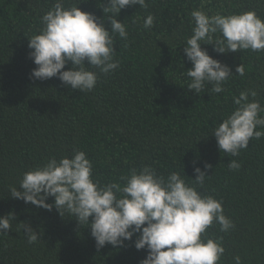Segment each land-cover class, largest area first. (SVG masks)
Wrapping results in <instances>:
<instances>
[{
	"label": "trees",
	"instance_id": "obj_1",
	"mask_svg": "<svg viewBox=\"0 0 264 264\" xmlns=\"http://www.w3.org/2000/svg\"><path fill=\"white\" fill-rule=\"evenodd\" d=\"M54 2L0 0V216L15 217L10 230L0 234V264H140L146 257V249L134 247L138 233L123 247L97 249L91 228L70 214L62 217L55 207L48 211L10 196V186L19 188L25 172L51 158H71L74 150L86 153L101 185L123 184L121 177L145 165L165 177L179 172L191 184L194 166L204 170L211 165L198 191L222 201L235 225L221 232L214 222L207 230L209 238H223L225 253L218 264H235L236 255L242 264H264V137L251 139L247 149L232 157L218 149L211 134L234 110L233 96L241 91H257L264 106V51L222 54L214 44H202L233 74L218 94L207 83L199 94L188 90L190 79L183 75L193 67L183 50L192 35V11L209 16L255 11L264 20V0H146L147 8L122 9L117 19L125 24L128 39L114 41L119 67L99 74L94 89L84 93L56 77L31 76L37 66L29 56L28 37L39 34L41 17ZM104 3L65 0V7L78 5L103 19ZM149 14L154 24L145 29ZM104 23L110 29L109 21ZM240 64L242 77L236 73ZM70 67L66 64L64 70ZM230 160L241 167L230 170ZM22 222L40 240L29 244Z\"/></svg>",
	"mask_w": 264,
	"mask_h": 264
},
{
	"label": "clouds",
	"instance_id": "obj_2",
	"mask_svg": "<svg viewBox=\"0 0 264 264\" xmlns=\"http://www.w3.org/2000/svg\"><path fill=\"white\" fill-rule=\"evenodd\" d=\"M132 6L148 7L146 0H106L101 19L82 11L78 5L65 7V0H55L41 17L39 34L28 37L32 50L29 56L37 66L31 76L39 80L56 77L72 90L91 92L99 74L107 75L119 67V61L114 59V41L117 37L126 41L128 32L117 17L122 9ZM191 17L192 35L183 46L193 65L183 73L190 79L187 88L199 94L207 83L212 85L211 93H221L223 85L233 76L231 68L212 58L201 45L214 44V50L222 54L262 52L264 20L255 11L209 16L194 10ZM154 19L149 14L143 27L151 28ZM104 20L109 21L110 29L105 27ZM69 63L70 69L64 70ZM236 73L245 75L243 64L236 67ZM257 95V91L245 89L233 96L234 110L211 128L221 152L237 157L242 149L248 148L251 139L264 137V131L256 130L264 128V116L260 115L264 106L256 99ZM210 167L205 164L201 170L194 166L195 179H191V184L179 172H170L165 177L145 165L121 177L123 184L101 185L93 178V164L86 153L74 150L71 158H51L25 172L19 188L10 186L9 191L14 199L48 211L55 207L62 217L68 213L80 225H87L97 249L106 244L123 247L125 241H131L138 233L134 247L147 250L140 264H218L225 253L223 238H209L207 230L214 222L220 225L221 232L235 225L224 214L222 201L198 191ZM228 167L238 170L241 164L230 160ZM49 197L54 198L52 204L46 202ZM14 219L12 213L0 216V234L10 230ZM21 227L29 244L40 240L30 225L22 222ZM233 259L235 264H242L239 255Z\"/></svg>",
	"mask_w": 264,
	"mask_h": 264
}]
</instances>
